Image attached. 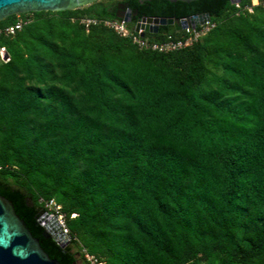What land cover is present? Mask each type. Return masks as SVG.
Returning <instances> with one entry per match:
<instances>
[{"label": "trees", "instance_id": "trees-1", "mask_svg": "<svg viewBox=\"0 0 264 264\" xmlns=\"http://www.w3.org/2000/svg\"><path fill=\"white\" fill-rule=\"evenodd\" d=\"M232 1L125 0L130 23L209 14L169 52L105 26L107 0L0 21L29 19L0 34V195L60 264H264V0ZM50 199L65 247L37 222Z\"/></svg>", "mask_w": 264, "mask_h": 264}, {"label": "water", "instance_id": "water-1", "mask_svg": "<svg viewBox=\"0 0 264 264\" xmlns=\"http://www.w3.org/2000/svg\"><path fill=\"white\" fill-rule=\"evenodd\" d=\"M96 0H0V21L9 15L31 11H61L73 10L91 4ZM144 2L145 0H138ZM171 2L177 0H168ZM190 2L193 0H179ZM239 0H233L237 2ZM125 21L131 20L128 11L121 16ZM148 31L157 32L159 25L179 24L181 28L194 27L210 19L208 13L193 14L175 19L173 17L147 16ZM138 25L136 26L137 30ZM141 27L143 24L141 23ZM143 35V33L141 34ZM37 222L43 227L42 234L52 237L61 247H65L71 238L62 231L57 215L43 211ZM0 264H60L40 246L37 237L31 233L25 222L15 212L10 200L0 195Z\"/></svg>", "mask_w": 264, "mask_h": 264}, {"label": "built area", "instance_id": "built-area-1", "mask_svg": "<svg viewBox=\"0 0 264 264\" xmlns=\"http://www.w3.org/2000/svg\"><path fill=\"white\" fill-rule=\"evenodd\" d=\"M259 3V0H251V5L247 6V9L251 11V6ZM238 6V3L235 2ZM138 18L135 22L130 23L125 21L123 18L115 19H105L103 24L111 28L116 34L121 37L128 38L131 43L135 44L141 49H151L159 52H169L177 50L183 47L190 46L194 41H196L200 36L205 34L214 23L210 19L205 20L203 23H197L194 27L181 28L179 36H173L171 34L167 35L164 40L157 41L150 39L145 33L148 30L149 23L147 19ZM28 18L22 19L18 18L13 24L5 25L0 27V34L3 35H13L17 30H19L25 23L28 22ZM85 25L88 23H94L96 20L92 18H84L81 20ZM141 23L143 27H141ZM137 30H136V26ZM143 33V35H141ZM0 59L2 61H7L9 59L6 50L3 46L0 47ZM46 211L50 215H57V218L61 224L62 231L68 235V229L64 223L63 214L60 212V205L55 203L53 199L48 201H43ZM74 213L71 214L73 216ZM83 261L85 264H103V261L99 260L93 254L88 253L84 248L81 250Z\"/></svg>", "mask_w": 264, "mask_h": 264}, {"label": "flooded vegetation", "instance_id": "flooded-vegetation-1", "mask_svg": "<svg viewBox=\"0 0 264 264\" xmlns=\"http://www.w3.org/2000/svg\"><path fill=\"white\" fill-rule=\"evenodd\" d=\"M124 1L125 0H107V2L105 4H102L101 6L106 5L107 7L106 9L110 14H112L116 18H120L121 16H124L128 11L131 13V10L125 7ZM143 17H147V16H143ZM131 18H132V14H131Z\"/></svg>", "mask_w": 264, "mask_h": 264}, {"label": "rangeland", "instance_id": "rangeland-1", "mask_svg": "<svg viewBox=\"0 0 264 264\" xmlns=\"http://www.w3.org/2000/svg\"><path fill=\"white\" fill-rule=\"evenodd\" d=\"M96 1H100V0H96ZM101 2H106V0H101Z\"/></svg>", "mask_w": 264, "mask_h": 264}]
</instances>
